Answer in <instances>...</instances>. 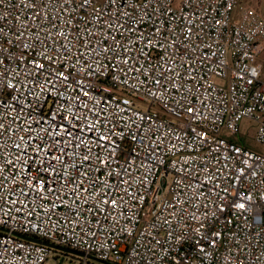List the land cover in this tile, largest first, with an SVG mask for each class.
Instances as JSON below:
<instances>
[{
	"label": "built area",
	"instance_id": "1",
	"mask_svg": "<svg viewBox=\"0 0 264 264\" xmlns=\"http://www.w3.org/2000/svg\"><path fill=\"white\" fill-rule=\"evenodd\" d=\"M81 5L0 0V264H264V16Z\"/></svg>",
	"mask_w": 264,
	"mask_h": 264
},
{
	"label": "rangeland",
	"instance_id": "2",
	"mask_svg": "<svg viewBox=\"0 0 264 264\" xmlns=\"http://www.w3.org/2000/svg\"><path fill=\"white\" fill-rule=\"evenodd\" d=\"M241 1L248 3L255 10H257L262 15H264V0H241ZM253 128H254V123L247 118H243L240 122V137L247 143V145L250 148L255 150H260L261 146L255 143L252 137ZM55 252L58 253V257L56 258L58 264H74L76 259L79 258L78 255L72 253H65L60 250H55ZM47 264H56V261L52 258Z\"/></svg>",
	"mask_w": 264,
	"mask_h": 264
},
{
	"label": "water",
	"instance_id": "3",
	"mask_svg": "<svg viewBox=\"0 0 264 264\" xmlns=\"http://www.w3.org/2000/svg\"><path fill=\"white\" fill-rule=\"evenodd\" d=\"M36 241L42 242L44 244H47V245L53 247L55 250H60V251L65 252V253H72V254H75V255H81L82 254L81 252H78L76 250H73V249H70V248H67V247H63V246H59V245H55V244H50V243H47V242L41 241V240H36Z\"/></svg>",
	"mask_w": 264,
	"mask_h": 264
},
{
	"label": "crops",
	"instance_id": "4",
	"mask_svg": "<svg viewBox=\"0 0 264 264\" xmlns=\"http://www.w3.org/2000/svg\"><path fill=\"white\" fill-rule=\"evenodd\" d=\"M245 4H248L246 2H243ZM251 6V5H250ZM257 11V10H256ZM260 13V12H259ZM261 14V13H260ZM262 15V14H261ZM264 16V15H263ZM258 63L260 65L261 68V78L264 80V50L260 53L259 57H258ZM244 144L247 145V143L244 141ZM248 146V145H247Z\"/></svg>",
	"mask_w": 264,
	"mask_h": 264
},
{
	"label": "snow or ice",
	"instance_id": "5",
	"mask_svg": "<svg viewBox=\"0 0 264 264\" xmlns=\"http://www.w3.org/2000/svg\"><path fill=\"white\" fill-rule=\"evenodd\" d=\"M125 2H126V0H125ZM87 4H88V0H82V5H81L82 7H83V6H86ZM217 23H219V21H217ZM157 31H159V29H157ZM61 35H62V34H61ZM148 43H151V42L149 41ZM0 63H2V61H0ZM37 67L42 68L43 65H37ZM61 75H62V74H61ZM7 87H13V86H12L11 84H8ZM189 111L191 112V111H193V109H189ZM0 127H2V126H0ZM85 159H87V157H85ZM8 163L11 164V161H9ZM239 207H240V208H243L244 205L241 204V205H239Z\"/></svg>",
	"mask_w": 264,
	"mask_h": 264
}]
</instances>
